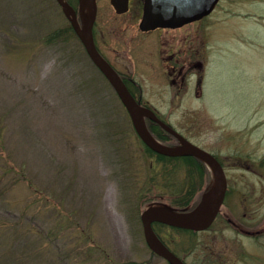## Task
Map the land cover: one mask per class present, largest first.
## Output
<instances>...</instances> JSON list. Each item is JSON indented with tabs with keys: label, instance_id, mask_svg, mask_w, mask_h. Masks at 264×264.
Segmentation results:
<instances>
[{
	"label": "rangeland",
	"instance_id": "rangeland-1",
	"mask_svg": "<svg viewBox=\"0 0 264 264\" xmlns=\"http://www.w3.org/2000/svg\"><path fill=\"white\" fill-rule=\"evenodd\" d=\"M105 2L99 24L109 17ZM184 29L203 49L201 94L136 95L222 161L229 190L207 230L154 229L173 237L186 264H264V0H219ZM0 140L1 156L31 184L4 196L0 264H168L147 247L140 213L171 207V193L148 181L154 158L54 0H0ZM183 171L172 169L177 185ZM33 188L47 205L35 206ZM26 207L38 208L32 224L18 220ZM12 223L31 226L42 247L22 255L34 234Z\"/></svg>",
	"mask_w": 264,
	"mask_h": 264
},
{
	"label": "water",
	"instance_id": "water-1",
	"mask_svg": "<svg viewBox=\"0 0 264 264\" xmlns=\"http://www.w3.org/2000/svg\"><path fill=\"white\" fill-rule=\"evenodd\" d=\"M69 19L76 35L82 42L87 55L93 64L107 78L116 95L126 109L132 126L140 140L152 151L164 156H194L201 160L212 173L211 189L204 193L195 207L190 210H174L167 206H148L142 210L140 220L143 235L148 248L164 258L169 264H185L174 254L156 235L152 224L162 223L168 226L191 230L195 232L206 230L215 220L223 204L227 190L226 177L220 163L209 152L194 145L173 127L161 120L149 107L139 104L129 93L119 75L97 51L93 37L92 26L95 20V4L93 0H82L88 11L79 24L72 9L64 0H56ZM219 0H144L141 22L142 30L155 28H178L185 24L198 21L207 16L214 9ZM117 13L124 12L127 0H110ZM73 14V17L70 15ZM145 119L155 122L165 132L173 136L178 146H167L153 137L149 132Z\"/></svg>",
	"mask_w": 264,
	"mask_h": 264
},
{
	"label": "flooded vegetation",
	"instance_id": "flooded-vegetation-1",
	"mask_svg": "<svg viewBox=\"0 0 264 264\" xmlns=\"http://www.w3.org/2000/svg\"><path fill=\"white\" fill-rule=\"evenodd\" d=\"M64 1L70 6L72 13H74L76 20L80 24L86 16L87 6L82 5V0ZM100 1L101 3H106V0H93L96 10L95 21L92 26L93 41L97 51L119 75L130 94H189L192 87L195 94H201L205 64L203 49L200 45L197 47L194 45L192 48L189 32L184 31L186 25L175 29H140L139 23L143 13L144 0H127V8L121 13H117L108 0L109 17L102 16V22L99 24L97 20L100 17ZM55 3L61 14L67 20L68 27L75 34L62 7L57 1ZM70 16L73 17V14ZM111 17L112 20H110ZM106 35L108 36L107 38ZM79 42L81 43L80 40ZM140 47L145 49V55L142 57L141 64L145 71L142 73H138L136 70L135 60V56L139 53L138 48ZM93 66L95 65L93 64ZM158 68H161V73L154 75V73H157ZM96 69L98 70V68ZM102 76L112 92L117 94L107 78L104 75ZM137 97L141 99L140 96ZM174 144L176 142L169 145ZM214 157L222 165V161L216 155ZM207 175L211 180L212 174L209 170L207 172L185 170L181 173V176L184 178H192L189 181V185L195 186L196 188L199 187L200 189L205 188ZM224 175L227 180L225 170ZM210 184H212V181ZM228 190L227 182L225 198ZM219 214L220 211L218 212ZM182 261L185 262L183 259Z\"/></svg>",
	"mask_w": 264,
	"mask_h": 264
},
{
	"label": "trees",
	"instance_id": "trees-1",
	"mask_svg": "<svg viewBox=\"0 0 264 264\" xmlns=\"http://www.w3.org/2000/svg\"><path fill=\"white\" fill-rule=\"evenodd\" d=\"M135 96V94H133ZM146 126L149 130V132L160 142L164 143V144H171L173 142H175V139L167 132H165L162 128H160L155 122H152L148 119L145 120ZM145 150L149 153L150 156H152L154 158V164L153 166H151L150 170H153L154 172H156V176H152L149 178L148 181H150V184L153 186V188L158 189L160 192H164V191H169L171 193L172 199H171V208L178 210V211H182V210H190L191 208H193L197 202L199 201L201 195L208 191L210 188V182L211 180L209 179L208 175L206 176V185L205 188L200 189L199 187L196 188L195 186L189 185V181L192 180V178H184V182L181 185H177L176 183V177L172 175V169L174 170L176 167L182 166L185 170L187 171H205L207 172L208 169L205 167V165L199 161L198 159L194 158V157H168V156H164L161 154H157L155 152H153L151 149L147 148L144 145ZM5 149H4V145L2 143V141L0 140V215H2L3 213L8 214L9 209L7 208L8 202L7 200L4 199L5 194L7 193L6 191L8 189H11L12 187H14L16 184L18 183H25L26 186L30 189L31 184L28 182V178L22 174V171L20 170L19 166L17 164H15L14 162H12L9 158L5 157L3 158L1 155L4 154ZM173 166L172 169L166 172L167 169H162L161 167H167V166ZM163 170V171H160ZM12 174V175H11ZM33 191L35 193L34 199L33 201L35 202V206H39V205H47L46 201H45V195L43 193H40V191H36V189L33 188ZM32 205H34L32 203ZM167 206V205H165ZM33 207L31 208V210H28V208L26 207L25 209H23V212H21L18 215V220L19 221H23V220H28L30 222V224H32L31 222L35 221V219L39 216V211L38 208ZM29 212L33 213L30 216ZM5 221H0V226H6L7 224H5ZM18 223H12L10 225V227H13L15 229H19V230H24L27 231L28 233H31L30 231L33 232V237H31L28 242L24 243L23 245L25 247L22 246L21 254L26 256L25 252H28L27 250H29L30 252L32 247L35 246L36 248H38L39 246H41V242L36 243V240H33L34 236H35V231L33 229H31V226L26 227V226H20ZM154 228H156V226H158L159 228H164L167 229L169 231H176V232H183V233H189V234H193L194 232L188 231V230H184V229H180V228H175V227H171V226H167L164 224H160V223H154L153 224ZM41 228V226H39ZM155 230V229H154ZM159 230V229H158ZM160 231H155L156 234L158 235V237L160 238V240L166 244L171 250L172 248L170 246L173 245V237L170 234H166V235H160ZM36 235L39 236L38 233H36ZM48 235H51L50 233ZM25 244H31V248H28V246H26ZM23 250V251H22Z\"/></svg>",
	"mask_w": 264,
	"mask_h": 264
}]
</instances>
